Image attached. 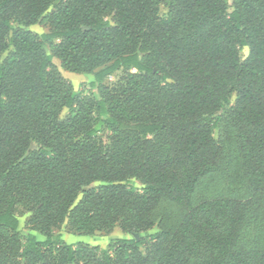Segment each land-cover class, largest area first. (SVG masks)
Masks as SVG:
<instances>
[{
	"label": "trees",
	"instance_id": "trees-1",
	"mask_svg": "<svg viewBox=\"0 0 264 264\" xmlns=\"http://www.w3.org/2000/svg\"><path fill=\"white\" fill-rule=\"evenodd\" d=\"M211 177L218 224L184 195ZM65 224L146 236L69 244ZM175 242L178 264H264V0H0V264H161Z\"/></svg>",
	"mask_w": 264,
	"mask_h": 264
},
{
	"label": "rangeland",
	"instance_id": "rangeland-1",
	"mask_svg": "<svg viewBox=\"0 0 264 264\" xmlns=\"http://www.w3.org/2000/svg\"><path fill=\"white\" fill-rule=\"evenodd\" d=\"M167 14H168V7L163 3L159 7V15L164 18L167 16ZM28 30L37 35H43L50 32L49 26L45 23H38L34 26H31ZM11 50L12 49H10L7 53H5L2 56V59L5 58ZM46 51L49 55H52V52L48 44H46ZM248 53H249L248 48H241L239 51L240 59L244 61L248 57ZM52 61L60 71L61 75L73 85V87L78 93H80L83 96H94L96 98L98 97L97 91L91 87V83L94 81V76L92 74L71 73L62 67L60 60H58L57 58H53ZM123 76H124L123 71L119 70L115 72L111 77L107 78L103 82V84L111 87L114 84L118 83ZM235 98L236 96L233 97V102ZM67 114H68V110L64 109L61 114V119L65 118ZM110 135H111L110 132H105L102 134V138L106 144L109 143ZM214 137L215 139H218L219 137L218 130L215 131ZM31 149L35 150L37 149V146L35 144H32ZM99 185L100 183L92 184L89 188H95ZM130 185L137 189L143 188V185L137 180H133L130 183ZM225 192H227V190L225 189L223 183L212 179V177L209 180H207L203 185H197L196 183L187 180L186 187L184 189V195L189 199L191 208L195 210V215H194L195 218L198 219L199 217L204 216L206 222H211L216 224L222 221L223 219L222 212L219 210H213V211L204 210L203 207L198 205L200 201V195L206 197L208 196L212 198L220 194H225ZM30 217L31 214L19 215L20 232L23 239H26L29 234H35L39 240H44L43 236L34 233L29 229L28 221ZM56 233L61 234L63 240L69 244L84 243L89 245L90 247H101V248H107L110 242L116 238L135 239L137 241H140L146 236V233H144L143 231L139 233H130V234L124 233L118 227L115 228L112 233L96 231L93 234H80L74 232L67 224L63 225L61 229L56 231ZM158 233H160V230L157 224L153 228H151L147 234L153 236ZM180 253H181L180 244L175 242L170 248V250L162 258L161 264H178L180 259ZM256 264H261V263H256Z\"/></svg>",
	"mask_w": 264,
	"mask_h": 264
}]
</instances>
